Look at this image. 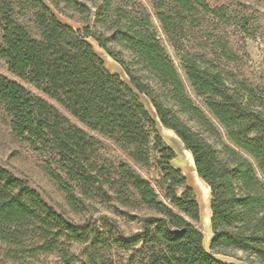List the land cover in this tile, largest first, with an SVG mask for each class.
Returning a JSON list of instances; mask_svg holds the SVG:
<instances>
[{
	"label": "trees",
	"instance_id": "obj_1",
	"mask_svg": "<svg viewBox=\"0 0 264 264\" xmlns=\"http://www.w3.org/2000/svg\"><path fill=\"white\" fill-rule=\"evenodd\" d=\"M147 2L0 0L2 119L13 136L48 157L45 171L71 211L105 202L116 229L105 240L0 165V245L10 261L55 255L70 264L74 242L85 245L90 264H97L96 244L125 251L140 244L147 264H229L204 249L200 205L172 166L175 152L156 132L144 95L210 189L211 250L239 251L244 264H264V86L236 72L233 49L211 36L208 17L223 22L224 8L208 0ZM52 9L81 28L63 24ZM193 29L201 36L192 37ZM88 37L121 66L128 84L104 67ZM100 137L129 162L101 160ZM124 216L139 226L127 237L117 232Z\"/></svg>",
	"mask_w": 264,
	"mask_h": 264
},
{
	"label": "rangeland",
	"instance_id": "obj_2",
	"mask_svg": "<svg viewBox=\"0 0 264 264\" xmlns=\"http://www.w3.org/2000/svg\"><path fill=\"white\" fill-rule=\"evenodd\" d=\"M149 6L147 0H141ZM211 7H220L226 10L225 20L220 22L215 18L208 17L215 27L210 28L211 36L221 37L228 42L237 56V61L232 64L236 72L247 78L256 85L264 86V0H208ZM57 19L73 29H80L81 26L69 18L59 14L52 9ZM214 30V31H213ZM156 34L161 45L165 48L170 58L175 63L179 75L184 79L181 62L175 50L169 45L166 36L161 28L156 24ZM191 36L198 38V29L191 31ZM87 42L91 44L93 50L102 59L104 67L112 74L117 75L123 82L129 83L121 66L112 59L97 42L88 37ZM231 65V64H230ZM231 67L233 68V66ZM0 72H5V66L0 61ZM33 93L36 92L27 85ZM141 103L146 108L151 118L155 121V130L162 140L175 152V157L171 160L172 166L181 170L186 178L187 186L192 188L201 208L202 219L201 229L203 233L204 249L213 257L229 263L244 264L239 258H244L242 252H234V256L214 253L211 248L213 234L211 231L210 217V189L196 174L192 156L185 150L182 142L173 131L164 128L158 121L155 111L149 100L144 95H139ZM59 111L66 114L60 107ZM3 113L0 109V165L9 169L15 176L24 179L30 186L36 188L41 195L54 207L63 211L67 217L77 223H89L92 228H97L102 233V238L106 240L116 231L112 223V209L105 202L87 201L78 213L71 211L65 200V194L59 189L54 181L49 177L45 168L48 157L42 155L30 146L25 140L16 138L11 134L8 125L4 122ZM101 148L99 158L112 163L117 161L129 162L126 153L119 149L112 141L101 138ZM54 169L55 165L50 164ZM199 179V180H198ZM156 189H158L156 187ZM180 193L181 190H178ZM207 210L210 212L209 219L206 217ZM119 234L127 237L138 230V224L130 221L126 216L120 217L118 224ZM115 244H96L94 256L97 264H147L144 253L140 250V244L131 246L127 251L122 250ZM71 251L77 256L76 260L70 264H90L84 244L72 242ZM6 249L0 245V264H63L61 259L55 255L39 256L37 258H23L17 262H12L6 258Z\"/></svg>",
	"mask_w": 264,
	"mask_h": 264
},
{
	"label": "bare ground",
	"instance_id": "obj_3",
	"mask_svg": "<svg viewBox=\"0 0 264 264\" xmlns=\"http://www.w3.org/2000/svg\"><path fill=\"white\" fill-rule=\"evenodd\" d=\"M199 180V179H198ZM209 214H210V212L207 210V213H206V217H207V219H209Z\"/></svg>",
	"mask_w": 264,
	"mask_h": 264
},
{
	"label": "water",
	"instance_id": "obj_4",
	"mask_svg": "<svg viewBox=\"0 0 264 264\" xmlns=\"http://www.w3.org/2000/svg\"><path fill=\"white\" fill-rule=\"evenodd\" d=\"M209 210H210V206H209Z\"/></svg>",
	"mask_w": 264,
	"mask_h": 264
}]
</instances>
